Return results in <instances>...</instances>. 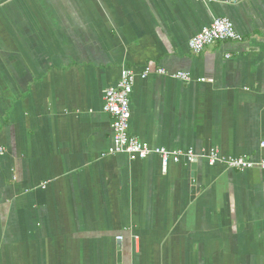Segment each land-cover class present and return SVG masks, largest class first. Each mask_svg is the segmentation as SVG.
<instances>
[{
    "label": "crops",
    "instance_id": "1",
    "mask_svg": "<svg viewBox=\"0 0 264 264\" xmlns=\"http://www.w3.org/2000/svg\"><path fill=\"white\" fill-rule=\"evenodd\" d=\"M216 17L244 40L193 53ZM124 68L130 133L195 171L108 153ZM0 149V264H264V169L207 158L264 159V0H0Z\"/></svg>",
    "mask_w": 264,
    "mask_h": 264
},
{
    "label": "built area",
    "instance_id": "2",
    "mask_svg": "<svg viewBox=\"0 0 264 264\" xmlns=\"http://www.w3.org/2000/svg\"><path fill=\"white\" fill-rule=\"evenodd\" d=\"M242 41V35L236 29L233 21L228 17H216L212 23L204 27L199 33L193 36L189 41V47L195 54L202 53L209 45L220 41ZM167 74L165 68L153 69L148 65L139 74L142 79H146L152 73ZM138 74L130 69L124 68L121 72V78L117 85L108 87L104 95V110L113 118V142L108 150L110 154L124 153L130 160H143L152 154L159 155L163 167L166 169L170 162H179L187 159L194 162L197 155L193 149H175L170 150L166 147H153L148 142L130 133L131 94L134 88ZM172 77L184 81H192L193 76L185 71H178L172 74ZM198 81H204L206 78H199ZM4 149H0L3 153ZM211 165L222 161L229 167L238 170H247L251 168L264 169V159L259 161L248 157H221L214 149L207 156Z\"/></svg>",
    "mask_w": 264,
    "mask_h": 264
},
{
    "label": "water",
    "instance_id": "3",
    "mask_svg": "<svg viewBox=\"0 0 264 264\" xmlns=\"http://www.w3.org/2000/svg\"><path fill=\"white\" fill-rule=\"evenodd\" d=\"M197 164H198V160L196 159L193 163H192V169L195 171L196 168H197ZM193 176H194V180H195V173H193ZM195 192H196V187L193 186L192 187V194L195 195Z\"/></svg>",
    "mask_w": 264,
    "mask_h": 264
}]
</instances>
